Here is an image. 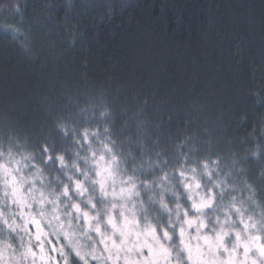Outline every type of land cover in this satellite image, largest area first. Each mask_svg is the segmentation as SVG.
<instances>
[{
  "label": "clouds",
  "instance_id": "obj_1",
  "mask_svg": "<svg viewBox=\"0 0 264 264\" xmlns=\"http://www.w3.org/2000/svg\"><path fill=\"white\" fill-rule=\"evenodd\" d=\"M135 2L104 0L120 10ZM40 6L50 12L53 2ZM51 32L46 23L0 19V46L42 64ZM16 88L0 77V264H264V167L253 175L235 154L193 147L203 102L122 94L104 82ZM22 95L48 118L44 131L20 109ZM161 105L187 121L167 149L150 131L149 109ZM246 136L248 156L259 160L264 116Z\"/></svg>",
  "mask_w": 264,
  "mask_h": 264
},
{
  "label": "trees",
  "instance_id": "obj_2",
  "mask_svg": "<svg viewBox=\"0 0 264 264\" xmlns=\"http://www.w3.org/2000/svg\"><path fill=\"white\" fill-rule=\"evenodd\" d=\"M16 2L19 12L12 0H0V19L46 23L52 28L51 54L44 63L31 64L4 42L0 77L8 78L10 91H18L17 84L35 93L57 82L73 89L104 82L121 86L122 94L198 99L203 107L191 129L193 147L235 154L253 175L264 167V154L259 160L248 156L253 141L246 136L264 116V97L253 95L264 90V0H136L123 10L104 0H83L73 5L75 12L58 8L62 0H52L50 12L40 0H28L27 10L24 0ZM30 99L22 95L19 107L44 131L48 118L43 110L33 111ZM148 116L155 147L167 149L185 131L184 112L161 105ZM155 122L163 126L156 129Z\"/></svg>",
  "mask_w": 264,
  "mask_h": 264
}]
</instances>
